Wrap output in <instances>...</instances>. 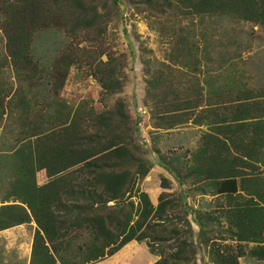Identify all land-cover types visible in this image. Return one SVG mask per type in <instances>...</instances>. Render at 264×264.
I'll list each match as a JSON object with an SVG mask.
<instances>
[{
  "label": "trees",
  "instance_id": "trees-1",
  "mask_svg": "<svg viewBox=\"0 0 264 264\" xmlns=\"http://www.w3.org/2000/svg\"><path fill=\"white\" fill-rule=\"evenodd\" d=\"M126 1L149 11L158 8L164 13L173 7L182 15L230 16L264 26V0ZM98 19L95 8L88 7L85 0H0L5 62L17 82L12 88L0 81V129L15 132L14 144L6 155L13 170L8 197L11 200L0 205V231L35 223L29 264H93L131 241H145L150 253L159 256L152 264H196L190 222L186 215L174 218L170 213L181 198L167 192L169 180L160 179L162 192L156 205L136 187L152 164L133 141L131 132L136 125L131 128L121 99L107 111L96 113L90 122L76 110L66 109L63 113V107L60 117L48 121V129L42 130V103L31 94L34 88L40 82L48 84L52 98H47L45 108L50 111L53 105L54 109L59 106L60 113L62 102L55 98L67 71L71 65L87 61L89 55L77 42L68 43L45 67L34 54L36 35L57 30L75 38L87 36ZM99 81L103 92L119 91L111 71ZM213 89L203 92L201 87V103ZM232 98L238 102L255 100L254 96L246 97L245 91ZM158 102L164 109L158 112L159 124L170 127L176 121L186 122L181 117L186 114L170 113L188 110L191 99L170 108L173 103L163 94ZM246 106L240 104L233 115L208 110L201 117V124L204 122L209 129L203 132L201 147L184 173L156 150L162 165L179 184L187 179L196 184L201 178L202 194L210 192L224 199L219 204V216L226 219L225 233L238 246L234 254L230 247L221 249L212 242L208 246L213 264H239L238 258L246 253L264 261V155L250 149L256 139L252 137L248 143L245 136L247 128L258 125L247 120L260 116L247 113L255 108L254 103ZM41 170L48 180L38 185L36 173ZM173 219L182 221L185 227L173 226ZM213 220L211 213L194 218L202 242H207L206 226ZM249 243L253 245L246 251ZM132 247L127 246L122 256Z\"/></svg>",
  "mask_w": 264,
  "mask_h": 264
},
{
  "label": "rangeland",
  "instance_id": "rangeland-1",
  "mask_svg": "<svg viewBox=\"0 0 264 264\" xmlns=\"http://www.w3.org/2000/svg\"><path fill=\"white\" fill-rule=\"evenodd\" d=\"M85 1L99 14L95 27L87 36L75 38L61 31L46 30L35 37L34 54L45 67L68 43L74 45L77 42L89 55L87 61L68 69L64 85L55 98L62 102L60 113L59 106L54 109L51 105L50 111L45 108L47 98H52L48 84L40 82L34 88L31 94L42 103V130L48 129V121L60 117L63 107V113L66 109L76 110L90 122L96 113L107 111L117 99H121L131 120V128L136 125L131 132L133 141L152 164L147 175L137 181L136 187L146 192L156 205L162 192L160 179L169 180L167 192L181 198L177 208L170 213L174 218L186 215L190 222L196 264H213L208 246L212 242L221 249L228 246L236 254L238 244L225 233L227 221L218 212L224 199L210 192L202 194L204 182L201 178L196 184H192L191 179L179 184L162 165L156 150L184 173L188 165L193 164L194 155L201 147L203 132L209 129L204 122L201 124V117L206 116L208 110L233 115L240 104L248 107L251 103V100L233 101V95L245 91L246 97L251 99L264 94V26L230 16L182 15L173 7L164 13L158 8L149 11L126 0H119L117 4L111 0ZM4 44L0 32V81L15 88L17 82L5 62ZM100 51L104 53L98 55ZM110 71L119 83V91L114 93L103 92L99 81ZM201 87L203 92L214 88L213 92L206 93L202 103ZM220 92L222 96H219ZM211 93L212 96H208ZM163 94L169 103H173L170 108H174L175 103L191 99L188 110L170 113L172 116L186 114L181 116L186 122L176 121L170 127L159 124L158 112L164 109L158 101ZM210 102L217 104L211 106ZM14 137L15 132L0 129V205L2 201L11 200L8 197L13 170L6 155L14 144ZM47 180L44 170L36 173L38 185ZM133 200L136 203V199ZM201 213H211L214 217L206 226V243L201 241L200 228L194 222ZM171 224L185 227L177 219ZM34 229L35 223L30 222L0 231V264H29ZM129 245H133L132 250L122 256ZM249 247L248 244L246 251ZM65 255L71 259V255ZM158 258L150 253L145 241H131L112 256L93 264H152ZM238 261L239 264H264L248 253Z\"/></svg>",
  "mask_w": 264,
  "mask_h": 264
},
{
  "label": "crops",
  "instance_id": "crops-1",
  "mask_svg": "<svg viewBox=\"0 0 264 264\" xmlns=\"http://www.w3.org/2000/svg\"><path fill=\"white\" fill-rule=\"evenodd\" d=\"M255 102H253V101ZM251 100V103H254V109L252 110H247L248 115L254 113L256 117L260 118H254V119H249L247 121L253 122V123H258L257 127L254 129H249L247 128L245 132L246 136V141L249 143V140L254 137L256 140H254V143L250 145V149H253L254 151L259 152V154L264 155V94L261 95L259 98H255ZM250 103V104H251ZM241 135V134H240ZM260 141L258 143V141ZM249 145V144H248ZM261 169L263 166H260ZM253 244L249 243V246L251 247ZM258 261V260H257ZM264 262V261H262Z\"/></svg>",
  "mask_w": 264,
  "mask_h": 264
}]
</instances>
